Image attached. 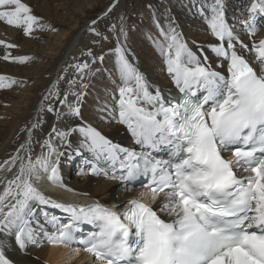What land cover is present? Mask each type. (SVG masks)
Listing matches in <instances>:
<instances>
[{"label": "snow or ice", "instance_id": "obj_1", "mask_svg": "<svg viewBox=\"0 0 264 264\" xmlns=\"http://www.w3.org/2000/svg\"><path fill=\"white\" fill-rule=\"evenodd\" d=\"M200 13L215 38L207 45L215 59L203 46L190 48L171 22L166 28L157 22L154 43L179 95L153 86L132 61L122 17L119 29H110L116 41L112 74L119 80L111 109L118 116L112 122L126 125L139 151L113 143L83 121L81 103L88 87L83 77L103 62V53L88 51L91 63L75 66L81 79L79 84L69 80L67 92H60L57 81L40 112L53 113L65 127L53 124L47 138L36 141L41 152L34 156L32 132L42 123L38 113L21 145L25 155L0 165V171L17 169L0 191V264H13L6 255L9 237L21 249L46 243L70 247L73 254L83 251L91 264H264V38L245 43L228 23L223 0H211L207 14L203 7ZM42 20L25 0H0V22L27 36L55 31ZM242 23L249 37L257 36L264 28V0H253ZM91 31L99 38L94 44L108 41L95 27ZM0 46L5 61L31 59L13 57L14 43L0 40ZM18 83L0 75V88ZM74 133L83 139L73 152L91 154L85 161L91 174L121 170L111 178L127 187L144 177V190L122 207L62 203L46 195L39 187L44 180L63 186L61 148ZM159 151L168 158L153 155ZM42 206L60 209L66 221L49 217ZM41 213L53 230L40 222ZM84 225L92 230L84 234Z\"/></svg>", "mask_w": 264, "mask_h": 264}, {"label": "bare ground", "instance_id": "obj_2", "mask_svg": "<svg viewBox=\"0 0 264 264\" xmlns=\"http://www.w3.org/2000/svg\"><path fill=\"white\" fill-rule=\"evenodd\" d=\"M125 1L126 0H25V2L33 8L34 14L42 17L43 20L47 16L50 18L52 15L58 18L65 17L67 22L72 20L71 27L66 25V31L61 35L58 34V36L55 37L57 40L55 43H49L52 39L50 36L51 34L41 35L39 32H37L35 35L33 33L31 36H27L21 29L16 27L13 32H9L7 27L8 25L0 22V40H5L6 38L4 39L3 36L7 35L12 39L5 41L17 45L16 48L9 50L13 57L27 56L31 57L32 60L39 59L45 61L44 65L41 66L39 73L30 79V71L32 68H29L26 65L21 69L12 70V66H8V64H13L15 62H13L11 59L5 61L0 58V69H5L6 72H10L12 75L17 77V80L23 79L24 82L28 83L29 85H27L26 89L25 87L24 89L22 87L16 89L17 86H21V84L18 83L16 88L8 93L10 96L9 100L7 102L0 103V165L4 164L5 161H9L18 153L20 157L25 155V151L21 149V145L25 144L28 140L29 133L27 129L31 128V125L36 122L38 119V113L42 123L39 128L34 129L32 132L33 140L31 148L34 156L41 152V147L36 143V141H43L46 139L53 124H55L57 128L63 129L65 127L63 119L57 121L53 113H48L46 111L40 112L42 104L46 107L48 103V101H45L44 98L48 96L49 92L54 89L58 80V86L61 93L67 92L69 90L68 81L76 80V78L79 76L77 69H73V66H75L73 64L76 63H73V61L78 59L76 55H79V52H81V62L83 63L89 57L87 55L88 51L91 49L92 53H94L93 51L96 50L98 45L91 44V48L83 50L84 47H82L81 49V45L86 33H89L90 28L97 26L99 21L107 17L104 15L105 13H108L107 15H109V7L115 5V7H112L111 11L117 8L120 10L123 7ZM235 1L238 3H235ZM246 1L248 0H223L226 19H228L226 10H231L230 12L232 13H230V15L232 16L230 17L232 18L230 19V22L231 25L235 26L237 31L239 29L240 23L237 25L234 23V18L235 16L237 17V15L236 13L233 15V10L235 5H239L240 2H242V8ZM57 3L62 5L57 6ZM209 3H211V0H156L151 7L152 13L155 17H152L153 19L150 17L146 23L145 19V21H143L139 26L144 25L146 29L141 28V30L140 28H137V31L134 34V39L130 40L131 42L128 41L130 43L125 45L126 48H135L137 52L136 54L133 53V50L131 51L127 49L130 58L138 66L139 70L145 74L148 81L153 86L164 90L165 93L171 91L174 95H179L170 76H167V74H162L165 76V79L161 82L158 75H153L155 71L152 69L154 68L155 70L157 68L155 63H157V65H163L166 71L164 63L159 60V58H162V56L159 53L158 47L154 43V40L158 37L157 22L159 21L157 19L160 18V20L166 23L171 22L177 31L182 35V37L188 42V46L190 48L196 51L198 46H203L210 58L215 59L212 53L207 49V45L210 42H215V38L210 33L207 20L200 19L205 17L204 15H201L200 8H205L204 5L207 8ZM251 3L246 6L248 9ZM184 11L187 12V14ZM93 20H97L96 25L92 24ZM194 20L197 21V23L194 22ZM63 23L65 24L66 22H57L58 25H63ZM57 27L64 28L62 26ZM51 31L52 30L49 32ZM131 35H133V33H131ZM248 38L249 37H242L241 39L244 42H250L251 40H248ZM48 39L50 46L49 49L45 47H43L42 50L26 49L31 43H36L39 41L43 42L44 40ZM114 48L115 44L112 42L108 46H105L103 50L100 48L101 51H99V53H103L104 55L103 62L99 63V76L102 78H113L114 80L117 78L112 74L115 61ZM3 55H5V50L2 46H0V57H3ZM71 66L73 68H70ZM213 66L215 67V65ZM68 71L71 73L73 72L70 79L65 75V73ZM61 77H63V79H60ZM116 80H118V78ZM73 90L79 91L80 89L76 87ZM69 99L73 100L74 97L69 96ZM51 103L54 106L58 104L55 99H51ZM107 103H109V101H107ZM103 110L105 113L111 111V109L109 110L107 108L96 109L95 117L98 114L100 115V113L103 114ZM60 111H64V109L61 108ZM111 112L114 113L113 111ZM107 119H109V117H107ZM74 122L75 118H70L69 123ZM108 127L109 130L100 132L113 143L119 144L123 147L135 148L136 150L140 149L138 145H135L133 137L131 136V133L127 129L126 125L120 124L116 125L115 127ZM74 135L75 133L68 138V140L71 141L72 147L69 148L67 147V144H65V146L61 148V151L65 152V155L60 158V175L62 177L63 186L55 185L47 180H44L39 184V187L46 195L58 201L68 198V196H72V204L84 203L83 205H88L99 202L108 206L117 205L122 207L128 200L139 193L138 188L127 192L126 187L122 183L111 178V172H109L108 176L91 174L89 166L85 163L86 160L91 159V154L86 150H84L83 154L81 155L84 157V169H82L80 157L77 158L78 155L73 152V149L76 148L78 144V142L75 141ZM53 143H55V141H53ZM66 159L69 165H66L65 167L64 165ZM16 171V168H13L10 172L0 171V191L3 189L2 182L5 180V178L11 179ZM105 180H111L113 182L108 183ZM42 207L45 211L47 207L50 208L51 206ZM40 222L44 224V226L49 230L52 229L51 225L45 223L42 213L40 214ZM8 240L9 247L6 249V255L13 261V264H47L46 261L51 264H59L60 260L65 258L66 255L71 252L61 246L53 245H49L47 249H39L40 246L32 245L27 246L25 249H21L15 244L11 237H9ZM74 259L76 260L77 264H90V259L88 256H83L80 258L76 256Z\"/></svg>", "mask_w": 264, "mask_h": 264}, {"label": "rangeland", "instance_id": "obj_3", "mask_svg": "<svg viewBox=\"0 0 264 264\" xmlns=\"http://www.w3.org/2000/svg\"><path fill=\"white\" fill-rule=\"evenodd\" d=\"M49 1H51V0H49ZM154 1H156V0H141V1L126 0L125 3L123 4V7L120 9L121 11L119 10V8L114 9L113 11H111L109 13V15H107V17H105L101 21H99V24L97 26H94V27L97 29V31H100V32L106 34L109 37V39H108V41L103 42L102 45L101 44L97 45L96 50L93 51L94 52L93 56L101 54V53H99V51H101L100 48L103 50L104 47L108 46L111 42L116 44V41L114 39L115 33L111 32L110 29H111L112 25H116V27L119 29L120 24H121V17L123 18V22H124V25H125V28H126V32H127V39H126V41H124V44L126 45V44L130 43L131 42L130 40H133L134 37H135L134 34L137 31L136 29L137 28H140V29L141 28L142 29L145 28L144 25L143 26H139V25H141V23L143 21H145V19H146V21H145V23H146L150 19V17L151 18L155 17L154 14L152 13V8H151L152 4L154 3ZM251 2H252V0L246 1L245 5L242 8H241L242 2H240L239 5H237V4L235 5V8L233 10V15H234V13H236V15H237V17L235 16L236 19L234 18V23L236 25L238 23H240L239 24L240 26H239V29H238V31L240 33L237 31L236 28H235V30H236V32H238V35L241 38L242 37H249L248 34H246L247 32L244 29L242 21H244L245 19L248 18V8L246 6L249 3H251ZM235 3H238V2L235 1ZM61 5L62 4L57 3V6H61ZM204 7H205V10H207L205 5H204ZM230 11L231 10H226V13H227V17H228L227 21L229 20L228 22L231 25L230 19L232 17H230V16H232V15H230V13H232V12H230ZM194 12H197V11H194ZM185 13L187 14V12H185ZM63 15H61V16H63ZM200 19H202V20L204 19L205 20L206 18L203 17V18H200ZM157 20L159 21V25L160 26H163L165 28L167 27L168 23L160 20V18L157 19ZM59 21H61V22L65 21L66 23L65 24L63 23V25H58L57 22H59ZM43 22H45V24L49 23L48 25H50L51 28L55 29V31H53V30L51 32H49L50 30H48V31H35L34 35L37 32H39L41 35H45V34L49 35V34H51L50 35L51 38H52L51 41L49 42V39H48V40H44L43 42L39 41V42H36V43H31L29 46H27L26 49H33V50L41 49L42 50L43 47L49 49L50 48L49 43H55V41H57L55 39V37H57L58 34L61 35L62 33H64L66 31V29H67V26L71 27V25H72V20L67 22L65 20V17L58 18V17H55L53 15L50 18L47 16L43 20ZM194 22L197 23V21H195V20H194ZM57 26H62L64 28H61V27L58 28ZM7 27L9 29V32H11V31L13 32L15 30V27H12V26H7ZM91 29L92 28L89 29V33L88 32L86 33V36H85V38L83 40V43L81 45V49H82V47H84L83 50L91 48L90 47L91 44H94L93 42L96 41V39L98 38L91 31ZM131 33H133V35H131ZM257 37L259 39L264 38V28L260 29V31L258 32L256 37H254V38L253 37H249L248 40L258 39ZM3 38L4 39L6 38L5 40H9V39L11 40L12 39V38L8 37L7 35L3 36ZM128 41H130V42H128ZM245 43H249V41L245 42ZM127 49L131 50V51L133 50V53H135V54L137 53L134 47H130V48H127ZM79 53L78 54L81 57L79 55H76L78 57V59L75 60V61L72 60L73 63L76 62L75 64L72 63L75 66L77 64H81L82 63L81 62L82 61V55H81V52H79ZM159 60L163 63V58H159ZM86 61L91 63L92 56H89L86 59ZM44 63H45L44 60H39V59L38 60L37 59L36 60H32V58H31L29 61H27V63L26 62L25 63H16L15 62L13 64L9 63L8 66H12V70H17V69H21L22 67L27 65L29 68H32V70L30 71V79H32L35 75H37V73H39V70H40L41 66L44 65ZM99 63L100 62L98 61L96 64L92 65V68H93L92 73L91 74H85L84 77H83V81H84V83H86L88 85V87H87V89H85L86 95H84L82 97L81 113H82L84 122L92 125L93 127L98 129L99 131H105V130H109L108 126L115 127L116 125H120L119 123L112 122V118L118 116V113L117 112L112 113L111 111L105 113V111L103 110L104 111V113L102 112L103 114L100 113V115L98 114L95 117L96 109H105V108H107V109L110 110V109H112V108H114L116 106V102L113 99V96L117 94V85L119 84V81L116 80L117 78L114 80L113 78L108 79V78H102L101 76H99V74H100V72H99V69H100L99 65L100 64ZM155 64H156L157 68L154 70V68L152 66V68H153L152 70L155 71L153 73V75H155V76L158 75L160 77L159 79L162 82L165 79L164 78L165 76H163V75H166L167 72L165 71L163 65H161V64L157 65V63H155ZM75 66H73L74 68L72 66L70 68L75 69L76 68ZM72 73L70 71H68V72L65 73V75L68 76V78L70 79L71 76H72ZM0 74L1 75H6V76H9V77H13L15 79L17 78L14 75H12L10 72H6V70L2 69V68L0 69ZM78 75H79L77 77L78 79L76 78L77 84H79L80 79H81V74L79 72H78ZM167 76H169V75L167 74ZM17 81H19V82L21 81L22 82L21 86H17V88H16L17 84L13 85L12 87H9V88H0V103L7 102L9 100L10 96H9L8 93L13 91L14 88H16V89H19L21 87L23 89H24V87H25V89L27 88L28 83L24 82L23 79H20V80H17ZM74 88H76V87H74ZM107 101H109V103H107ZM107 117H109V119H107ZM74 138H75V141H77V142H80L83 139V137L81 135H79L78 133H75ZM68 141L69 140L65 141V144H68ZM79 157H82V156L78 155L77 158H79ZM66 165H69V163L67 162V159H66V162H65L64 166L66 167ZM68 169H66V170H68ZM106 182H108V183L111 182L112 183L113 181L108 180ZM125 193H127V192H125ZM48 246H49L48 244L44 243L43 246L39 247V249H47ZM46 262H47V264H51L48 261H46ZM59 264H77V263H76V260L73 257L68 258V255H66L65 258L60 260Z\"/></svg>", "mask_w": 264, "mask_h": 264}]
</instances>
